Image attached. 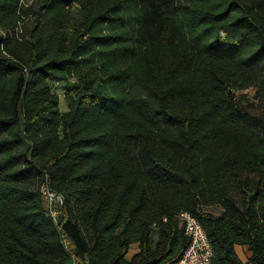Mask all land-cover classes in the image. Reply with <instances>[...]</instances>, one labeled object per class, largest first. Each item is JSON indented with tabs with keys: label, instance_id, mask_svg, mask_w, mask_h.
<instances>
[{
	"label": "trees",
	"instance_id": "1",
	"mask_svg": "<svg viewBox=\"0 0 264 264\" xmlns=\"http://www.w3.org/2000/svg\"><path fill=\"white\" fill-rule=\"evenodd\" d=\"M21 1L0 0V264H173L181 212L211 264H264V0Z\"/></svg>",
	"mask_w": 264,
	"mask_h": 264
},
{
	"label": "built area",
	"instance_id": "2",
	"mask_svg": "<svg viewBox=\"0 0 264 264\" xmlns=\"http://www.w3.org/2000/svg\"><path fill=\"white\" fill-rule=\"evenodd\" d=\"M20 5L28 6L30 2L21 1ZM0 34L5 37L2 31ZM20 34H22V23H18L13 32H8L10 37L15 36L18 39ZM39 193L46 211L55 220L63 205V197L51 191L46 185L39 187ZM177 220L188 238V246L181 258L173 264H211L213 256L211 245L197 219L187 212H181L177 215Z\"/></svg>",
	"mask_w": 264,
	"mask_h": 264
},
{
	"label": "rangeland",
	"instance_id": "3",
	"mask_svg": "<svg viewBox=\"0 0 264 264\" xmlns=\"http://www.w3.org/2000/svg\"><path fill=\"white\" fill-rule=\"evenodd\" d=\"M28 2H30V4L34 1L36 2V0H27ZM171 2L173 3H177V2H180V1H186V0H170ZM33 2V4H34ZM37 4V3H36ZM35 8H37V5L35 6ZM80 8V6L77 4V5H73V8H71V12L72 14H80V11L77 12V10ZM43 15H44V12L41 11L39 14H32V17L29 19V21L27 22V30H31L32 27L34 26L36 20H39L40 22H42L43 20ZM62 88H59V87H52V92L54 94H57L58 96V99H59V111L60 112H65L67 110V102H66V89L61 90ZM245 94L248 95L247 97V103H251V97L253 96L254 92L252 89H248L244 92ZM259 110V109H257ZM212 212L213 213H219L220 210H219V207H216V206H213L211 208Z\"/></svg>",
	"mask_w": 264,
	"mask_h": 264
},
{
	"label": "crops",
	"instance_id": "4",
	"mask_svg": "<svg viewBox=\"0 0 264 264\" xmlns=\"http://www.w3.org/2000/svg\"><path fill=\"white\" fill-rule=\"evenodd\" d=\"M234 250L238 258L243 263H247L249 261V258L251 257V253L248 251V249L245 246L236 245L234 247ZM137 253H138L137 244L131 245L128 250V253L125 256L126 260L130 261ZM67 264H78V262L75 260H70Z\"/></svg>",
	"mask_w": 264,
	"mask_h": 264
}]
</instances>
